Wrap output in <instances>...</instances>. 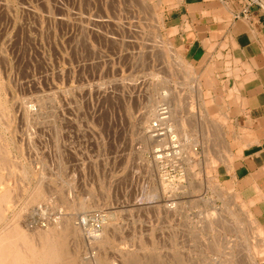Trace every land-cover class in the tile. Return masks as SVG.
Listing matches in <instances>:
<instances>
[{"label": "rangeland", "instance_id": "rangeland-1", "mask_svg": "<svg viewBox=\"0 0 264 264\" xmlns=\"http://www.w3.org/2000/svg\"><path fill=\"white\" fill-rule=\"evenodd\" d=\"M169 1L0 0V197L37 248L70 227L58 264H264L254 211L218 175L223 91L165 37Z\"/></svg>", "mask_w": 264, "mask_h": 264}, {"label": "crops", "instance_id": "crops-1", "mask_svg": "<svg viewBox=\"0 0 264 264\" xmlns=\"http://www.w3.org/2000/svg\"><path fill=\"white\" fill-rule=\"evenodd\" d=\"M245 8V0H170L164 32L202 71L213 68L223 92L212 94L232 126L231 161L218 175L250 205L264 234V6Z\"/></svg>", "mask_w": 264, "mask_h": 264}, {"label": "bare ground", "instance_id": "bare-ground-1", "mask_svg": "<svg viewBox=\"0 0 264 264\" xmlns=\"http://www.w3.org/2000/svg\"><path fill=\"white\" fill-rule=\"evenodd\" d=\"M161 42V41H160ZM159 42V43H160ZM162 44V43H160ZM170 54V53H169ZM179 59V58H178ZM180 61V60H179ZM181 62V61H180ZM174 64V63H173ZM187 69V66H185ZM175 69V68H174ZM189 70V69H187ZM190 71V70H189ZM188 72V71H187ZM185 72V73H187ZM191 72V71H190ZM180 73V72H179ZM200 86V85H199ZM199 86H195L196 90L200 91ZM177 92V91H176ZM197 92V91H196ZM54 93V92H53ZM179 93V92H178ZM73 98V97H72ZM169 98V97H168ZM53 106V105H52ZM156 112L153 111V115ZM27 116V115H26ZM1 118V116H0ZM11 120V119H10ZM181 121V120H180ZM219 134V133H218ZM214 135V134H212ZM4 136V135H2ZM215 136V135H214ZM149 137V136H148ZM217 137V136H216ZM3 138V137H2ZM4 141V140H3ZM27 145V144H25ZM1 147V146H0ZM2 148V147H1ZM2 152V151H0ZM32 152V151H31ZM223 155V154H222ZM3 154H0V158L3 160ZM13 160V159H12ZM4 163V162H3ZM9 164V163H8ZM10 165V164H9ZM6 168V167H5ZM22 171V169H21ZM18 174V173H17ZM16 178V177H15ZM18 178V177H17ZM18 181V180H17ZM17 183V182H16ZM1 184V183H0ZM19 184V183H18ZM32 193V192H31ZM39 190H36L33 195L39 196ZM11 194L8 192H4L0 197V224H4L0 226V264H58L63 254L67 253V247L65 248L63 242L60 241L59 237L54 242L53 235H63L64 237L70 233V227L65 229H60L58 227L54 228H46L42 232L40 231V235H37L40 238L42 244L41 248H37V246H33L35 244V237L32 242V238H29L28 235L21 230L14 220H7L5 218L3 202L10 196ZM9 199V198H8ZM15 199V198H14ZM11 200V198H10ZM7 203V202H6ZM8 207H6L7 209ZM226 208H228L226 206ZM230 209V208H229ZM226 210V209H225ZM232 212V211H230ZM237 212V211H236ZM222 213V212H221ZM227 214V213H226ZM224 217V216H223ZM234 217V216H232ZM241 218V217H240ZM214 219V218H213ZM247 219V218H246ZM218 221V220H217ZM253 224V223H252ZM223 225V224H222ZM52 226V225H51ZM49 226V227H51ZM236 227V226H235ZM58 228V229H57ZM244 229V228H243ZM260 229V228H259ZM73 230V229H72ZM261 231V230H259ZM77 232V231H76ZM241 232V231H240ZM73 234V232L71 231ZM260 233V232H259ZM71 234V235H72ZM70 235V236H71ZM55 237V236H54ZM248 237V236H247ZM37 238V240H38ZM56 238V237H55ZM67 240V238H65ZM64 239V240H65ZM56 240V239H55ZM63 240V239H62ZM245 241V239H244ZM38 242V241H37ZM36 245H40L37 244ZM40 242V241H39ZM66 244V243H65ZM253 244V243H252ZM40 247V246H39ZM69 247V246H68ZM236 252V251H235ZM155 253V252H154ZM178 254V253H177ZM68 255V254H67ZM70 255V254H69ZM157 255V254H156ZM162 255V254H161ZM66 256V255H65ZM167 256V255H166ZM169 256V255H168ZM229 257V256H228ZM237 257V256H236ZM246 257V256H245ZM72 257H69L71 261ZM75 258V257H74ZM76 260V259H75ZM74 260V261H75ZM64 261V260H63ZM68 261V259H67ZM90 264H103L99 259L92 260ZM236 261V260H235ZM65 262V261H64ZM73 262V261H72ZM76 262V261H75ZM67 264V263H66ZM71 264V263H70ZM79 264V263H78ZM86 264V263H84Z\"/></svg>", "mask_w": 264, "mask_h": 264}, {"label": "built area", "instance_id": "built-area-1", "mask_svg": "<svg viewBox=\"0 0 264 264\" xmlns=\"http://www.w3.org/2000/svg\"><path fill=\"white\" fill-rule=\"evenodd\" d=\"M246 8L244 13L247 12L248 8L253 5H263L264 0H245ZM170 105L168 103H163L156 108V117L155 120L149 126L150 136L155 140L162 136L167 135L171 132V124H170ZM173 143V142H172ZM86 221H83V225H87ZM95 227V231L101 229L100 224H92Z\"/></svg>", "mask_w": 264, "mask_h": 264}]
</instances>
